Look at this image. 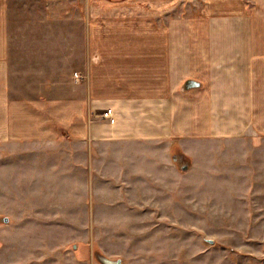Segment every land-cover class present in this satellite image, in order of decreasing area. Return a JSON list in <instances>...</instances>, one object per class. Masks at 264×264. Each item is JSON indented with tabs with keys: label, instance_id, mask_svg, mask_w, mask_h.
I'll use <instances>...</instances> for the list:
<instances>
[{
	"label": "crops",
	"instance_id": "obj_1",
	"mask_svg": "<svg viewBox=\"0 0 264 264\" xmlns=\"http://www.w3.org/2000/svg\"><path fill=\"white\" fill-rule=\"evenodd\" d=\"M205 4L0 0V264L116 261L177 149L264 137V0Z\"/></svg>",
	"mask_w": 264,
	"mask_h": 264
},
{
	"label": "rangeland",
	"instance_id": "obj_2",
	"mask_svg": "<svg viewBox=\"0 0 264 264\" xmlns=\"http://www.w3.org/2000/svg\"><path fill=\"white\" fill-rule=\"evenodd\" d=\"M205 2L167 0V16L192 14ZM192 146L173 153L183 176L168 177L161 207L147 209L145 219L90 225L127 234L105 240L119 264H264V137ZM15 227L0 217V230Z\"/></svg>",
	"mask_w": 264,
	"mask_h": 264
},
{
	"label": "built area",
	"instance_id": "obj_3",
	"mask_svg": "<svg viewBox=\"0 0 264 264\" xmlns=\"http://www.w3.org/2000/svg\"><path fill=\"white\" fill-rule=\"evenodd\" d=\"M98 58L99 57L95 56V57H93V60H97ZM75 77L77 79H81L82 78V76L77 74V73H75ZM101 117H102V119H104V120H106V121H108L110 123H113L114 120H115L114 113H113L112 109H107L106 111H104L101 114Z\"/></svg>",
	"mask_w": 264,
	"mask_h": 264
},
{
	"label": "water",
	"instance_id": "obj_4",
	"mask_svg": "<svg viewBox=\"0 0 264 264\" xmlns=\"http://www.w3.org/2000/svg\"><path fill=\"white\" fill-rule=\"evenodd\" d=\"M184 168V167H183ZM211 242V241H210ZM104 263H106V264H119L120 262H119V260H117V261H109V260H107V259H104Z\"/></svg>",
	"mask_w": 264,
	"mask_h": 264
}]
</instances>
